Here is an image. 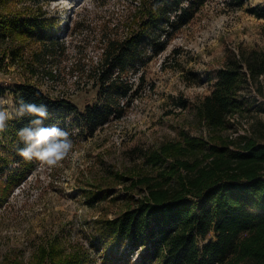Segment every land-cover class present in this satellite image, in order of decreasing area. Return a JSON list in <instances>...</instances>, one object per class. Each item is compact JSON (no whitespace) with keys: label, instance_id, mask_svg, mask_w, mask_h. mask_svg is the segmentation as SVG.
<instances>
[{"label":"trees","instance_id":"trees-1","mask_svg":"<svg viewBox=\"0 0 264 264\" xmlns=\"http://www.w3.org/2000/svg\"><path fill=\"white\" fill-rule=\"evenodd\" d=\"M43 1L54 0H0V6L10 11L11 3L25 6L13 13L0 10V50L4 51L0 60L8 52L17 64L22 49L7 46L24 42L40 46L32 52L40 68L63 55L65 47L58 40L64 27L43 11ZM208 1L138 0L137 7L128 11L126 34L105 31L101 38L100 62L88 74L100 102L83 112L70 101L50 98L27 83L14 87L18 101L23 97L46 105L49 117L44 126L55 124L69 133L87 130L93 136L110 120L122 119L130 100L142 89L145 76L141 74L136 84L129 79L130 72L137 75L165 52ZM72 66L71 74L86 73L78 63ZM29 70L34 73L35 69ZM46 75L58 82L61 73ZM263 77L264 49L240 48L230 53L213 90L196 104V118L207 135L183 132L177 140L144 152L143 168L136 166L127 175L115 173L116 183L130 182L128 206L117 218L97 222L98 237L144 249L139 253L140 264H264V122L253 118L245 134L235 135L254 112L245 90L261 84ZM6 91L0 87V94ZM29 119L10 120L0 136L7 141L0 153V207L39 162L25 161L18 154L24 145L17 133L28 126ZM87 196L95 206L114 199V192L97 188ZM212 234L214 238L208 239ZM87 258L79 252L65 255L51 246L41 248L32 264H87ZM99 258L102 264H123L103 249ZM4 264L21 263L9 258Z\"/></svg>","mask_w":264,"mask_h":264},{"label":"rangeland","instance_id":"rangeland-1","mask_svg":"<svg viewBox=\"0 0 264 264\" xmlns=\"http://www.w3.org/2000/svg\"><path fill=\"white\" fill-rule=\"evenodd\" d=\"M137 2L43 1V11L64 27L58 41L65 50L57 60L48 58L46 68H40L32 58L39 45H8L7 49L20 47L22 59L14 65L7 52L6 58L0 60V87L7 89L0 99L7 102L5 107L11 111L17 104L18 95L13 89L24 83L38 87L50 98L70 101L81 112L99 103L98 89L89 82L88 74L100 62L104 49L101 38L105 31L123 37L128 11L137 7ZM9 6L11 11L5 6L0 10L13 13L25 7L14 3ZM240 48L264 49V0H209L195 19L173 37L165 52L145 64L137 75L130 72V80L137 84L143 74L145 83L130 100L122 119L110 120L93 136L87 130L69 133L73 141L69 155L55 166L37 162L36 171L14 189L0 207V264L9 258L32 264L41 248L51 246L59 247L65 255L79 252L88 257L87 264H102V249L123 264H140L139 253L144 249L100 239L96 232L97 222L117 218L128 206L130 182L116 183L114 175H127L136 166L143 168L144 152L177 140L183 132L207 135L196 118V104L213 90L227 56L238 53ZM3 52L0 50V57ZM77 63L85 74H71L72 65ZM48 71L61 73L58 82L46 75ZM244 94L251 100L254 112L250 113V122L237 127L239 133L235 135L245 134L254 120L264 122V77L261 84L251 86ZM4 143L7 141L0 139V153ZM97 188L113 189L114 199L91 206L87 194ZM212 238L213 234L208 239Z\"/></svg>","mask_w":264,"mask_h":264},{"label":"clouds","instance_id":"clouds-1","mask_svg":"<svg viewBox=\"0 0 264 264\" xmlns=\"http://www.w3.org/2000/svg\"><path fill=\"white\" fill-rule=\"evenodd\" d=\"M6 103L0 99V132L5 130L10 120L30 117L28 126L17 133L24 145L18 148V154L25 161L36 160L41 164L55 166L69 155L73 148L69 132L55 124L44 126V121L49 117L46 105L26 102L21 97L10 111L5 107Z\"/></svg>","mask_w":264,"mask_h":264}]
</instances>
